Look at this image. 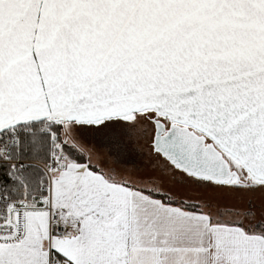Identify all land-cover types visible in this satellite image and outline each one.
<instances>
[{
  "label": "snow or ice",
  "instance_id": "6c2138e0",
  "mask_svg": "<svg viewBox=\"0 0 264 264\" xmlns=\"http://www.w3.org/2000/svg\"><path fill=\"white\" fill-rule=\"evenodd\" d=\"M0 264H264V0H0Z\"/></svg>",
  "mask_w": 264,
  "mask_h": 264
}]
</instances>
